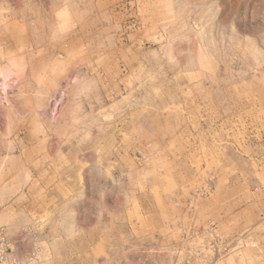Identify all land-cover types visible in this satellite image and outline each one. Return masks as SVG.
Segmentation results:
<instances>
[{
	"label": "rangeland",
	"instance_id": "rangeland-1",
	"mask_svg": "<svg viewBox=\"0 0 264 264\" xmlns=\"http://www.w3.org/2000/svg\"><path fill=\"white\" fill-rule=\"evenodd\" d=\"M10 206L11 264H264V0H0Z\"/></svg>",
	"mask_w": 264,
	"mask_h": 264
},
{
	"label": "crops",
	"instance_id": "crops-1",
	"mask_svg": "<svg viewBox=\"0 0 264 264\" xmlns=\"http://www.w3.org/2000/svg\"><path fill=\"white\" fill-rule=\"evenodd\" d=\"M12 214H13L12 206H10L9 208H5L3 212L0 213V227L2 225L4 227L9 226L8 228L9 230H11L10 227H12L11 226ZM21 227L25 228V225L21 224ZM25 230L26 228L23 229L22 231H25ZM26 231L23 233L21 232V234L23 235V238L22 240L20 239V241L22 242L23 240H25V241L32 242L31 237ZM86 231H83V233H85ZM90 232L91 230L90 231L88 230L86 233H90ZM76 238L82 239L83 242H81V244L79 245V249L75 251L74 253L72 252V248L70 244L68 242L66 243V240H61L63 244L62 246H60L59 249L65 250V253L58 254L57 256H55V258L53 259V264H93V257L94 259L95 257H98V256L99 258H102V256L107 257V250H106L107 246L106 245H103L102 243L97 244L95 242L96 245L93 247L90 240H88L87 242V238L85 235H83L82 238L80 235H78L76 236Z\"/></svg>",
	"mask_w": 264,
	"mask_h": 264
},
{
	"label": "built area",
	"instance_id": "built-area-1",
	"mask_svg": "<svg viewBox=\"0 0 264 264\" xmlns=\"http://www.w3.org/2000/svg\"><path fill=\"white\" fill-rule=\"evenodd\" d=\"M13 246L3 229H0V264H11Z\"/></svg>",
	"mask_w": 264,
	"mask_h": 264
}]
</instances>
